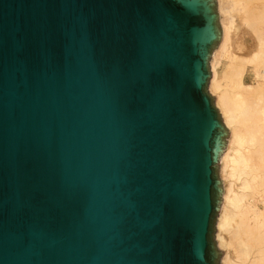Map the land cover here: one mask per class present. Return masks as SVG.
I'll return each mask as SVG.
<instances>
[{
    "label": "water",
    "instance_id": "95a60500",
    "mask_svg": "<svg viewBox=\"0 0 264 264\" xmlns=\"http://www.w3.org/2000/svg\"><path fill=\"white\" fill-rule=\"evenodd\" d=\"M216 0H0V264H220Z\"/></svg>",
    "mask_w": 264,
    "mask_h": 264
},
{
    "label": "bare ground",
    "instance_id": "6f19581e",
    "mask_svg": "<svg viewBox=\"0 0 264 264\" xmlns=\"http://www.w3.org/2000/svg\"><path fill=\"white\" fill-rule=\"evenodd\" d=\"M256 1L262 6H253ZM216 4L222 33L209 60L208 87L229 131L219 158L223 193L216 242L225 249L222 264H264V0H216ZM237 16L245 25L244 34L255 41L246 56L234 49L241 42L233 34ZM222 62L219 74L216 66ZM248 66L252 83L244 81Z\"/></svg>",
    "mask_w": 264,
    "mask_h": 264
},
{
    "label": "rangeland",
    "instance_id": "374dc122",
    "mask_svg": "<svg viewBox=\"0 0 264 264\" xmlns=\"http://www.w3.org/2000/svg\"><path fill=\"white\" fill-rule=\"evenodd\" d=\"M257 2H258V4H257ZM260 1H256L254 4H253V6L256 4V7H257V5H259V7H261L262 5H260ZM216 7H217V4H216ZM256 8L257 10H260V8ZM217 12H218V8H217ZM218 15H219V12H218ZM237 20V21H236ZM236 20H235V22L237 23L236 25V27H235V30H233V34H235V36L237 37V38H240V40H241V42H240V45H235L234 46V49H235V52H236V54H238L239 56H246V55H249V52L251 53L253 50H254V44H255V41L254 42H252L253 41V38H252V36H249L247 33L246 34H244L245 33V30H244V28H245V25H243L240 21V16H237L236 17ZM219 24H220V27H221V23H220V18H219ZM244 31V32H243ZM244 35V37H245V39H244V37L243 38H241L242 36ZM247 35V36H246ZM246 38H248V42L246 41ZM251 38V39H250ZM243 42H245L246 44H247V46H246V44H244ZM249 44V45H248ZM251 44H252V46H251ZM243 45H244V47H243ZM248 47V48H247ZM249 47H251V48H249ZM254 47V48H253ZM248 49V51L246 50V49ZM249 49H251V50H249ZM247 53V54H246ZM209 66H210V64H209ZM250 68L251 67H247V70H246V73H245V75H244V81L246 82V83H252L253 82V76H252V74H251V72H250ZM216 69H217V71H218V73L219 74H221L222 73V69H223V62L222 63H219V64H217V66H216ZM210 71H211V67H210ZM208 91H209V87H208ZM209 94L211 95V96H213L214 97V105H215V107L217 108V110L219 111V113H220V109L218 108V106L216 105V103H215V94L214 93H212V92H210L209 91ZM220 116H221V120H222V122H223V119H222V115H221V113H220ZM218 176H219V178L222 180V186H223V179H222V177H221V174H220V164H219V162H218ZM215 234H216V230H215ZM226 237H227V235H225ZM215 242H216V236H215ZM216 246H217V242H216ZM218 247V246H217ZM218 249L221 251V257L223 256V254L225 253V249H223V248H219L218 247ZM229 250H232L231 248L229 249ZM230 257L231 258H235V254H234V252L232 251H230ZM221 257H220V264H222L221 263Z\"/></svg>",
    "mask_w": 264,
    "mask_h": 264
}]
</instances>
